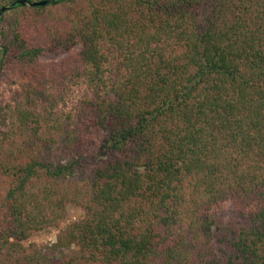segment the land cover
Returning <instances> with one entry per match:
<instances>
[{"label":"trees","instance_id":"16d2710c","mask_svg":"<svg viewBox=\"0 0 264 264\" xmlns=\"http://www.w3.org/2000/svg\"><path fill=\"white\" fill-rule=\"evenodd\" d=\"M6 5L0 264H41L24 242L68 204L51 264H264V0Z\"/></svg>","mask_w":264,"mask_h":264},{"label":"rangeland","instance_id":"374dc122","mask_svg":"<svg viewBox=\"0 0 264 264\" xmlns=\"http://www.w3.org/2000/svg\"><path fill=\"white\" fill-rule=\"evenodd\" d=\"M51 58L57 59L58 56L53 55ZM17 84L9 85L6 82L0 84V91H4L6 101L10 99L12 89L16 88ZM87 92L84 85L73 86L69 90V96L63 108H70L77 99L82 97ZM83 216V211L72 204L67 205L66 215L61 219L57 226L45 228L35 232L28 238L24 245L28 246L30 243L34 245L31 252L35 256V260L41 264H51L52 261H62L68 258L70 250L67 248H54L53 244L56 242L57 234L71 221H75ZM216 223L214 225V246L219 255H223L226 249V238L232 237L239 230L243 224V217L238 214L237 209L230 203L222 208L216 215Z\"/></svg>","mask_w":264,"mask_h":264},{"label":"water","instance_id":"95a60500","mask_svg":"<svg viewBox=\"0 0 264 264\" xmlns=\"http://www.w3.org/2000/svg\"><path fill=\"white\" fill-rule=\"evenodd\" d=\"M19 3H22V4H28V5H32V6H36V5H44L48 2V0H36V1H30V0H18ZM10 8V5H6V6H3L1 9H0V15L6 11V10H9Z\"/></svg>","mask_w":264,"mask_h":264}]
</instances>
